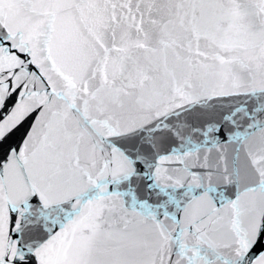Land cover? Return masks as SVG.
Listing matches in <instances>:
<instances>
[{"label": "snow or ice", "instance_id": "1", "mask_svg": "<svg viewBox=\"0 0 264 264\" xmlns=\"http://www.w3.org/2000/svg\"><path fill=\"white\" fill-rule=\"evenodd\" d=\"M0 264H264V0H0Z\"/></svg>", "mask_w": 264, "mask_h": 264}]
</instances>
